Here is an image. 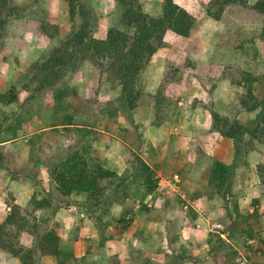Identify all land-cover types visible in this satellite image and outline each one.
Listing matches in <instances>:
<instances>
[{"label":"rangeland","instance_id":"1","mask_svg":"<svg viewBox=\"0 0 264 264\" xmlns=\"http://www.w3.org/2000/svg\"><path fill=\"white\" fill-rule=\"evenodd\" d=\"M81 1L99 18L96 29L98 37L105 36L110 26H121L116 12V0ZM162 1L142 0L145 10L152 14L162 11ZM176 1L193 12L198 22L191 36L187 38L170 34L167 37L168 45L152 58L142 76L144 96L141 107H147L154 113L152 94L159 87L166 70L175 69L177 80L167 90L161 117L163 123L160 126L154 125V115L151 124L160 131L157 134L160 138L168 136L171 139L172 136L186 131L188 138L186 149L188 153L195 154L197 151H205L207 134L213 135L206 126L211 110H223L222 112H228V116L237 115L246 122L257 116L258 111L237 113L234 105L242 88L232 86L228 80L222 79V71L232 66L241 67L257 75L264 74V24L262 22L244 24L255 34L254 45H249L248 54L240 50L222 48L218 45L222 26L206 13V4L209 0ZM256 1L258 0H249L251 3ZM16 2L24 12L20 18L11 22L0 47V92L16 85L19 101L9 105L0 103V121L3 113L9 114L13 119V113L27 110L31 111L32 120L25 124L19 132V138L13 143L15 160L12 165L0 166V187L6 193L7 200L14 197L13 192L8 190L9 181L13 180L29 182L33 190L37 183L36 185L42 187L46 194L57 195L50 179V163L56 160L58 149L69 147L75 140V136L68 138L61 133L49 135L43 130L47 129L53 120V91L33 92L36 84L25 76V72L32 62L48 56L78 20L72 21L68 5L63 0H16ZM55 24L59 25L60 29L55 37L48 36L42 30V25ZM65 82L69 87L76 88L84 100L91 101V110L84 114L75 113V120L76 123L103 132V138L95 142L96 147L108 150V140L117 138L125 141L130 150L134 149L132 145L137 143L142 155L148 142L146 131L148 132L150 123L146 124L143 118L137 120L135 115L138 109L128 113L122 108L119 100L121 87L110 80L107 72L91 62H85L74 73L66 76ZM256 93L258 96L264 94V83L256 84ZM11 135L8 130H3L1 139H9ZM37 135L41 138H37ZM35 137L33 146L31 140L34 141ZM213 138L214 142L218 140L215 135ZM168 145L162 143L163 149L165 150ZM259 146L264 148V143L256 144V147ZM31 148L33 151L29 155V162H26L23 154ZM163 149L161 148V151ZM116 151L118 152L117 149ZM119 152L121 154L124 151ZM249 152L243 150L238 156V162L242 163ZM260 161L256 163L254 170L256 179L252 184L249 183L251 189L245 190L240 186L236 194L246 199L244 203H248L244 208L246 211L243 210L249 221L246 230L230 226L229 217L219 214L216 209L202 208L199 211L195 209L196 205L194 206L192 201L199 196L205 194L221 198L223 196L209 184L205 185L207 175L205 177L197 174L196 177H191L186 168L184 173L180 174L182 178L178 183L179 190L162 189L158 185L153 193L144 196L145 189L129 181L119 187L117 197L122 198V203H116L112 207V213L119 216L125 207H132L133 213L130 216L134 221L124 237L116 236L107 241L97 253L88 254V239H93L97 244L99 231L94 221L95 214L85 204L83 195H73L64 199L54 218H49L44 211H36L30 216L28 227L21 233L20 242L27 246L33 245L39 234L56 221L59 225L57 230L61 237V247L70 252L67 264L75 263L76 259L82 261L84 257L87 258L85 263L94 264H165L166 255L174 252L169 234L180 232V241L187 245L189 253L196 258L178 264H226L230 259H234L238 264H264V182H260L258 174V167L264 165V161ZM119 164L125 168L119 175H126V156H118L115 165ZM106 166L108 167V160ZM116 167L120 170L118 166ZM153 168L158 181L162 177L169 180L174 177L172 170H162L163 175L158 176V168ZM243 168L244 174L252 178V170ZM119 181L114 179L111 189L115 188ZM257 198L258 206L254 204ZM254 208H257V213L253 212ZM248 212L254 213L253 216L247 215ZM200 216L206 218L209 226L205 220L199 219ZM105 219H108V216ZM241 221L240 224H245L244 220ZM35 223L38 226L34 227ZM198 223L202 224L201 228L198 227ZM218 223L223 224L224 228L216 227ZM197 230L200 237L196 235ZM248 230L254 233V238L249 237L246 232ZM222 233H225L226 237H223ZM217 235L224 241L223 246L217 242ZM215 245L216 248L213 249ZM232 251H236L234 257L231 255ZM42 262L60 264L55 257H44ZM0 264L22 263L18 258L0 251Z\"/></svg>","mask_w":264,"mask_h":264},{"label":"trees","instance_id":"2","mask_svg":"<svg viewBox=\"0 0 264 264\" xmlns=\"http://www.w3.org/2000/svg\"><path fill=\"white\" fill-rule=\"evenodd\" d=\"M63 1L68 5L72 21H78L68 35L59 40L48 56L30 64L25 76L36 84L33 92L53 91V120L44 131L49 135L61 133L68 138L75 136V140L69 147L58 149L56 160L50 163V179L57 195L46 194L36 183L29 206L16 203L14 197L11 200L6 199L10 211L0 223V251L18 258L22 264H44L42 262L44 257H55L60 264H67L70 256V252L61 247V237L57 230L59 225L56 221L39 234L33 245L27 246L20 242L21 233L28 227L30 216L36 211H44L49 218H54L64 199L73 195L85 196L84 202L96 215L94 221L99 231L97 244L93 239H88V254L97 253L107 241L116 236L124 237L134 221L130 216L133 213L132 207H125L119 216L112 213V207L116 203H122V198L117 197L118 188L129 181L143 187L144 196H147L158 186L156 171L142 157L141 148L137 143L132 145L134 149L130 150L126 157V175H119L117 171L106 166L107 148L102 149L95 145L96 141L103 138V132L76 123L75 120V113L84 114L91 110V101L84 100L76 88L69 87L65 82L66 76L74 73L83 63L91 62L107 72L110 80L121 87L119 100L122 108L128 113L134 111L143 104L142 76L152 58L168 45L167 37L173 34L187 38L191 36L198 22L197 16L176 0H163L162 11L158 14L146 11L142 0H116V12L121 26H110L105 36L98 37L96 29L99 18L96 13L86 7L81 0ZM23 12L24 9L16 0H0V47L11 22L20 18ZM206 13L222 26L219 46L248 54L249 45H254L255 34L244 24L246 22L264 24V0L255 3L249 0H209L206 4ZM42 30L48 36L55 37L60 29L59 25L55 24L42 25ZM222 79L228 80L232 86L242 88L238 93L236 108L238 114L258 111L254 119L246 122L237 115L226 116L214 109L211 110L210 131L234 141L237 161L243 150L248 152L256 148V144L264 143V94L258 96L256 93V84L264 83V74L257 75L241 67L231 66L223 69ZM176 80V70L168 68L159 87L152 94L154 125L160 126L163 123L161 117L167 90ZM17 101L19 93L16 85L0 92L1 104L9 105ZM13 114L12 119L9 114L3 113L0 121L2 167L10 166L14 162L13 143L19 138V132L25 124L32 120L29 110ZM3 130L12 133L9 139H1ZM36 137L41 138L40 135ZM36 137L34 141L31 140L33 146ZM32 151L31 148L30 153ZM236 161L227 164L215 158L210 169L209 186L228 202H231ZM258 174L264 182V165L258 167ZM114 179L120 181L111 189ZM258 202L259 198L254 200L255 205ZM232 211L229 216L230 226L246 230L249 227L248 217L239 206H235ZM253 212L257 213V208ZM249 214L253 216L254 213ZM106 216L108 219H105ZM241 220H244L245 224H240ZM36 226L37 223L34 227ZM246 232L249 237H255L250 230ZM169 235L174 252L166 255L165 264H178L196 258L189 253L187 245L180 241V232H170ZM217 236V242L223 246L224 241ZM215 248L216 245L213 246V249ZM235 254L236 251L231 252L233 257ZM86 259V257L82 261L76 259L73 264H94L85 263ZM226 264L238 263L230 259Z\"/></svg>","mask_w":264,"mask_h":264},{"label":"crops","instance_id":"3","mask_svg":"<svg viewBox=\"0 0 264 264\" xmlns=\"http://www.w3.org/2000/svg\"><path fill=\"white\" fill-rule=\"evenodd\" d=\"M171 86L169 87V89L171 88ZM237 105H238V101H236V104L234 105L235 109L237 108ZM217 111L223 115L228 116L227 115L228 112H222L223 110L220 109H217ZM135 116L137 117L138 121L142 120L143 118L146 124L150 123L147 129L149 133L146 131L148 142L146 143L147 144L145 147L146 149L143 150L142 152V157L152 167L158 168L157 171L158 176L163 175L162 170L164 171L172 170L175 172V173L173 172L172 175L178 174L180 176V181H181L182 177L180 174L184 173L185 169L188 168L187 173L191 177H196L195 175L197 174L202 176L205 175V177L207 175L205 185H208L210 169L215 159L214 157H217L218 159L224 161L227 164H231L234 161H236L235 144L234 141L230 138L221 135L219 136V134L213 133V135L216 136V140L218 138V140L214 142L213 135L208 136L207 134V143L205 146V151H197L195 152V154H191L188 153L186 149V145H187L186 140L188 139L186 137V131H184L183 134L179 133L176 136H172L171 139L168 136H164V137L161 136L160 138L157 137V134L160 133V131L157 130V128L151 124L154 119V113L151 111V109L147 107L138 108ZM211 125H212V117L211 115H209L206 126L207 128L210 129ZM27 140L28 139H26V141ZM162 143L169 144L165 150L163 149ZM161 148L163 149L162 151ZM116 149L118 150V152L116 151ZM119 150H122L124 152L120 154ZM107 151L108 153L106 154V156L108 160V167L112 170L118 171V173H121L125 168L121 167L120 166L121 164L119 165H115V164H117V158L119 155L122 156L124 155L126 157L128 156L130 151L129 145L125 141L123 142L121 139L114 138L112 140H108ZM29 155H30V149H27L26 152L23 154V157L25 158L26 162H29ZM260 160L264 161V148L260 146L252 149L248 154H246L245 159L243 160L242 163H239L237 158L236 161L237 170L235 173V177L233 178V185H232V192L234 194L232 193V196L230 198L231 202H228L223 197L221 198L213 195L208 196L207 194H205L199 196L196 200L194 199V201H192L194 203V206L196 205L195 209L197 211H199L202 208L204 210L216 209V211L217 210L219 211V214H224V216L229 217L230 213L231 212L233 213L232 211L233 208L235 206H239L240 210L244 213V211H246L244 210V208L247 207L248 203H244L246 199H244L242 196L239 197L236 194H238V189L240 188V186H243L245 190L251 189L252 186L249 185V183L252 184L256 179L255 176L256 174L254 170L256 167V163ZM116 166H118L120 170H118ZM243 167H247L248 170L250 171L252 170L253 173L252 178L250 175L244 174L245 168ZM9 182L10 185L8 187V190L13 192L15 202L22 206L27 207L29 205L32 193L34 191L33 186L29 182L24 183L16 180ZM5 194L6 193L3 192L0 187V223L5 219L6 215L10 211V207L6 203ZM256 206H258V204H256ZM249 213L250 212L246 214L250 215ZM199 219L205 220L206 221L205 223L209 226V223L207 222L204 216H200ZM200 226L202 227V224L198 223L199 228H201ZM208 226L207 228H209ZM197 231H196V235H198L200 230L198 232ZM198 237L200 236L198 235Z\"/></svg>","mask_w":264,"mask_h":264},{"label":"built area","instance_id":"4","mask_svg":"<svg viewBox=\"0 0 264 264\" xmlns=\"http://www.w3.org/2000/svg\"><path fill=\"white\" fill-rule=\"evenodd\" d=\"M180 182V178L178 174H175L172 180L166 179V178H160L158 181V185L162 189H174L179 190L178 183ZM216 227L218 228H224L223 224L218 223L216 224ZM223 237H226L225 233H222Z\"/></svg>","mask_w":264,"mask_h":264}]
</instances>
